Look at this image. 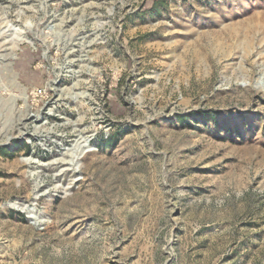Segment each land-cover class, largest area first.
I'll use <instances>...</instances> for the list:
<instances>
[{
	"label": "rangeland",
	"instance_id": "1",
	"mask_svg": "<svg viewBox=\"0 0 264 264\" xmlns=\"http://www.w3.org/2000/svg\"><path fill=\"white\" fill-rule=\"evenodd\" d=\"M0 264H264V0H0Z\"/></svg>",
	"mask_w": 264,
	"mask_h": 264
},
{
	"label": "built area",
	"instance_id": "2",
	"mask_svg": "<svg viewBox=\"0 0 264 264\" xmlns=\"http://www.w3.org/2000/svg\"><path fill=\"white\" fill-rule=\"evenodd\" d=\"M33 95L35 97L41 96L42 95V90L41 89L36 90Z\"/></svg>",
	"mask_w": 264,
	"mask_h": 264
}]
</instances>
